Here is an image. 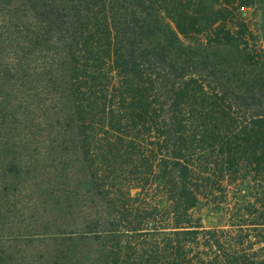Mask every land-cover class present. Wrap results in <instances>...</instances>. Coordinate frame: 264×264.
Here are the masks:
<instances>
[{
	"label": "trees",
	"instance_id": "1",
	"mask_svg": "<svg viewBox=\"0 0 264 264\" xmlns=\"http://www.w3.org/2000/svg\"><path fill=\"white\" fill-rule=\"evenodd\" d=\"M251 4L0 0V264H264Z\"/></svg>",
	"mask_w": 264,
	"mask_h": 264
},
{
	"label": "rangeland",
	"instance_id": "2",
	"mask_svg": "<svg viewBox=\"0 0 264 264\" xmlns=\"http://www.w3.org/2000/svg\"><path fill=\"white\" fill-rule=\"evenodd\" d=\"M264 0H252V4L249 6H245L240 8L237 11V19L242 20L247 27L249 33L247 34L248 39V47L250 50L260 51L264 50V43L263 38L260 32V25H261V18H262V3ZM25 215V211L21 212ZM203 216V222L205 225H214L218 222L217 216H210V212L206 209L201 212ZM10 217L9 221H12V214L11 212L8 214V218ZM10 223V222H9ZM27 221L23 222V225H26ZM11 225V224H10ZM8 244H6V249ZM39 243H32V249L37 248Z\"/></svg>",
	"mask_w": 264,
	"mask_h": 264
}]
</instances>
